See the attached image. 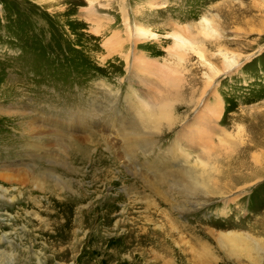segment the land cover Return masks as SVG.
Listing matches in <instances>:
<instances>
[{"label": "rangeland", "instance_id": "1", "mask_svg": "<svg viewBox=\"0 0 264 264\" xmlns=\"http://www.w3.org/2000/svg\"><path fill=\"white\" fill-rule=\"evenodd\" d=\"M0 264H264V0H0Z\"/></svg>", "mask_w": 264, "mask_h": 264}, {"label": "bare ground", "instance_id": "2", "mask_svg": "<svg viewBox=\"0 0 264 264\" xmlns=\"http://www.w3.org/2000/svg\"><path fill=\"white\" fill-rule=\"evenodd\" d=\"M88 1L91 3V5L101 3V0H88ZM121 8H122V9H120L121 10V14L123 15V17H127L126 9L123 6ZM135 17L136 16H134L132 18H135ZM135 25H136V29L140 30L142 35H144V36L145 35L146 36H154L153 33L148 34L147 31L141 30L140 27H142V23L139 20L135 21ZM206 28L207 27L205 26V28H203V30H206ZM191 32L192 31H189V33H191ZM198 34L200 35L201 33L198 32ZM199 37H202V36H198L196 38H199ZM200 40H203V39L200 38ZM156 106L157 105L154 104V103L141 100L140 103H136L135 108L130 107L129 108L130 110L132 108V111L134 109L136 111H138L139 114L141 115V117L137 116L131 122H129L127 124H123L122 126H120L117 129L118 130L117 133H118L119 137H121V138L128 137L130 135L131 131L133 130V125H134L133 123L134 122L135 123L137 122V125L139 124V126H142L141 124H143L144 121L148 122L149 124L151 122L154 125L156 124V126L154 127L155 131L151 132L150 134H159V132H160L159 131V127L161 126L160 125L161 122H164V124H166V126H169L171 124L172 119H173L172 108L168 107V106H167V108L165 106H164L165 108H163V107H161V105L157 106V107ZM140 131H141L142 134H146L147 133L146 131H144V128L140 129ZM126 140H129V138L126 139ZM126 145L129 146V148L131 150V149L135 148V145H139V146L142 145V141H137V140L128 141V142H126ZM139 146H138V148H139ZM180 146L182 148H185V144H181ZM186 147H188V146H186ZM182 148L178 147V150H180L181 153L186 152L185 151L186 149H182ZM203 158H201L199 160V164L202 165L203 167H205V166L208 165V161L206 159L203 160ZM162 159L168 160V158H166V157H162ZM249 178H253V177L249 176ZM247 180H248V178H247ZM208 182H209V175H206L205 178L202 180V185L207 187L208 186ZM185 188H186V186L184 187V189ZM234 233H226V234L220 233L219 236H218V241H219L220 245L223 248H225L226 250H228V252H230L231 254L244 255L246 258H248L249 260L253 261L254 258H255L253 253H256V249H257L256 244L252 243L251 239L246 237V235L237 234V233L234 234ZM2 238H4V235H2ZM124 249H126V247H124ZM128 262L129 263H135V260H134V258H131V260H129Z\"/></svg>", "mask_w": 264, "mask_h": 264}]
</instances>
